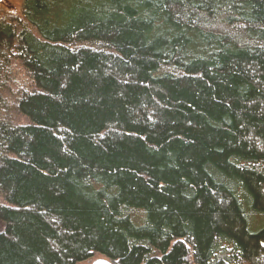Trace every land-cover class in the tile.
<instances>
[{
    "label": "trees",
    "instance_id": "obj_1",
    "mask_svg": "<svg viewBox=\"0 0 264 264\" xmlns=\"http://www.w3.org/2000/svg\"><path fill=\"white\" fill-rule=\"evenodd\" d=\"M10 82L0 264H264V0H22Z\"/></svg>",
    "mask_w": 264,
    "mask_h": 264
},
{
    "label": "rangeland",
    "instance_id": "obj_2",
    "mask_svg": "<svg viewBox=\"0 0 264 264\" xmlns=\"http://www.w3.org/2000/svg\"><path fill=\"white\" fill-rule=\"evenodd\" d=\"M21 6H22V0H1L0 1V20L9 21L12 18H18L21 14ZM14 71H17V69H14ZM19 72V71H18ZM13 76V77H12ZM10 76L13 80L14 78L18 80L21 83V88L24 89L26 87L25 84L29 83V78L27 75H23L19 72V74L15 75L14 73ZM10 88H9V95L5 98V101L7 102V108L0 109V120L3 118L9 119L14 124H25L26 120L19 116L15 111L13 110V95L18 93V89L10 82ZM4 111V112H3ZM4 113V114H3ZM100 260H106L104 257L100 255H93L90 259L79 263V264H94L97 261Z\"/></svg>",
    "mask_w": 264,
    "mask_h": 264
},
{
    "label": "water",
    "instance_id": "obj_3",
    "mask_svg": "<svg viewBox=\"0 0 264 264\" xmlns=\"http://www.w3.org/2000/svg\"><path fill=\"white\" fill-rule=\"evenodd\" d=\"M94 264H115V263L109 260H100V261L95 262Z\"/></svg>",
    "mask_w": 264,
    "mask_h": 264
}]
</instances>
